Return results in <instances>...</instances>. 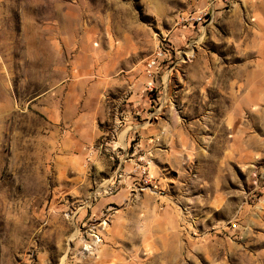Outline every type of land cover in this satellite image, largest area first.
I'll return each mask as SVG.
<instances>
[{
  "label": "rangeland",
  "instance_id": "rangeland-1",
  "mask_svg": "<svg viewBox=\"0 0 264 264\" xmlns=\"http://www.w3.org/2000/svg\"><path fill=\"white\" fill-rule=\"evenodd\" d=\"M0 264H264V0H0Z\"/></svg>",
  "mask_w": 264,
  "mask_h": 264
},
{
  "label": "built area",
  "instance_id": "built-area-1",
  "mask_svg": "<svg viewBox=\"0 0 264 264\" xmlns=\"http://www.w3.org/2000/svg\"><path fill=\"white\" fill-rule=\"evenodd\" d=\"M204 15L200 16V17H197V19H194V20H198V21H201L202 18H203ZM233 228H235V226L233 225Z\"/></svg>",
  "mask_w": 264,
  "mask_h": 264
}]
</instances>
